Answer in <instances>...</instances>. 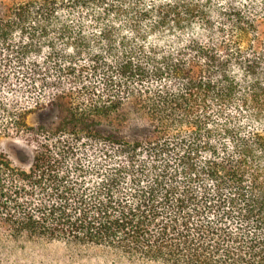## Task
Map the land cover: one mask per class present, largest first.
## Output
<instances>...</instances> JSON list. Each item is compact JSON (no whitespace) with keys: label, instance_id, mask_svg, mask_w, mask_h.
<instances>
[{"label":"trees","instance_id":"16d2710c","mask_svg":"<svg viewBox=\"0 0 264 264\" xmlns=\"http://www.w3.org/2000/svg\"><path fill=\"white\" fill-rule=\"evenodd\" d=\"M11 135L34 155L0 151V236L264 264V0L0 4Z\"/></svg>","mask_w":264,"mask_h":264},{"label":"rangeland","instance_id":"374dc122","mask_svg":"<svg viewBox=\"0 0 264 264\" xmlns=\"http://www.w3.org/2000/svg\"><path fill=\"white\" fill-rule=\"evenodd\" d=\"M11 2L12 0H0V4ZM38 122L37 115L28 118L30 126H36ZM129 132L132 133V130ZM30 142L26 136L11 135L0 140V151L5 153L16 167L28 170L34 155V148ZM122 257L92 246L27 239L13 240L0 236V264H137Z\"/></svg>","mask_w":264,"mask_h":264}]
</instances>
